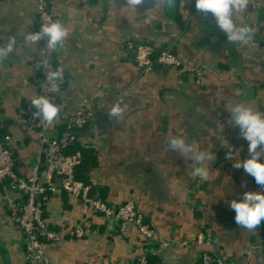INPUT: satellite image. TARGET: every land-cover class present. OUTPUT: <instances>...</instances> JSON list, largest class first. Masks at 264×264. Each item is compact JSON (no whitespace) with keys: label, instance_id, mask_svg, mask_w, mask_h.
<instances>
[{"label":"crops","instance_id":"crops-1","mask_svg":"<svg viewBox=\"0 0 264 264\" xmlns=\"http://www.w3.org/2000/svg\"><path fill=\"white\" fill-rule=\"evenodd\" d=\"M261 2L250 0L245 12L235 14L238 24L253 29L252 39L240 44L228 42L211 13H198L195 0H175L172 6L147 0L137 9L126 0L51 1L54 21L69 32L53 61L55 70H64L57 97L67 102L70 114L86 103L95 111L77 132L76 146L91 152L79 172L84 181L98 186L107 202L131 200L153 228L155 241L145 242L134 226L122 234L116 223L63 192L50 194L43 215L48 227L62 234L44 245L50 264H139L143 253L161 264H204L202 248L213 249L229 264H264V220L248 231L236 224L229 207L245 192L264 189L242 168L233 167L236 160L248 158V142L239 128L229 125L227 111L244 102L264 113ZM148 16L151 24L145 22ZM35 19V0H0V47L16 37L0 64V131L10 136L23 176L31 171L36 139L19 118L25 105L39 96L35 83L43 58L41 41H24L28 32H37ZM144 41L170 47L182 65H155L140 72L134 46ZM188 67L198 69L200 76ZM97 87L103 95L94 96ZM117 103L126 106L123 117L110 119L108 109ZM63 129L58 115L48 135L57 136ZM174 136L215 154L206 180L191 174L194 161L168 148ZM226 143L233 150L231 160L226 159ZM8 220L0 189V240L11 264H24L23 236ZM78 224L85 228L81 237L71 233ZM200 231L210 237L201 248L194 241Z\"/></svg>","mask_w":264,"mask_h":264},{"label":"built area","instance_id":"built-area-1","mask_svg":"<svg viewBox=\"0 0 264 264\" xmlns=\"http://www.w3.org/2000/svg\"><path fill=\"white\" fill-rule=\"evenodd\" d=\"M52 0H35L36 31L49 20L54 21L50 11ZM264 16V2H261ZM43 46L42 61L47 59L48 65H40V76L35 83L39 96L47 97L60 108L59 116L64 129L57 136L48 135L50 125H45L40 118L34 117L36 111L32 104H26L20 124L36 139L34 161L27 176L21 175L16 167L13 151L10 147V136L0 131V185L7 200L9 224L16 226L23 236L24 264H50L45 256L44 245L48 241H57L61 232L48 227L44 218V205L50 194L65 193L78 199L83 206L94 213L100 214L106 222L116 223L119 231L124 234L129 226H134L148 244L154 243L155 232L145 216L134 206L131 200L121 203L107 202L92 190V185L78 179L75 174L81 161V153L66 152L68 146L76 141L77 132L94 116L95 111L86 103L85 108L75 114L67 112V102L58 98V91L50 90L51 82L46 80L47 72L55 71L53 66L56 50L47 49L46 40ZM134 62L140 72H149L155 65L180 66V59L170 47L158 48L148 42H140L134 46ZM188 70L200 76L194 67ZM104 91L97 87L94 96H101ZM11 193V194H10ZM71 233L77 237L85 234L82 224L75 226ZM209 234L200 231L195 243L201 248L209 244ZM160 240H163L160 238ZM164 243V241H162ZM199 257L204 264H229L221 255L211 248H202ZM139 264H161L149 262L146 253L138 258Z\"/></svg>","mask_w":264,"mask_h":264},{"label":"clouds","instance_id":"clouds-1","mask_svg":"<svg viewBox=\"0 0 264 264\" xmlns=\"http://www.w3.org/2000/svg\"><path fill=\"white\" fill-rule=\"evenodd\" d=\"M147 0H126L127 6L138 8L144 5ZM152 3H159L172 6L175 0H152ZM250 0H195L197 12L203 15L211 13L218 28L227 36L229 43L247 44L252 39L253 29L248 25H240L236 22V13L245 12ZM153 18L145 17V22L151 24ZM68 29L60 21H51L41 25L38 32H28L24 36L25 42L36 45L41 40H46V47L55 51L57 47H63L68 38ZM16 43V37L10 36L6 47H0V64L8 57ZM47 67L48 60L42 61ZM64 75L63 68L49 71L46 80L51 82L50 90L58 91L57 80H62ZM36 111L34 117L40 118L45 125H51L57 118L60 108L52 103L45 96H37L31 99ZM126 106L114 104L108 109L110 119H121ZM227 111L230 113L229 125L239 128L240 136L248 142V158L244 161L236 160L233 167L243 169L247 175L254 178L257 185L264 189V113L254 109L244 102L232 104ZM222 127V126H221ZM168 148L178 153L182 157L194 161L192 175L206 180L209 174V165L215 161L216 156L211 150H197L191 144L186 143L185 139L179 136L172 137L167 144ZM228 147L226 159H233L231 146ZM229 207L235 211L234 217L236 224L248 231L256 230L262 220H264V192L247 191L243 194L240 201L232 200Z\"/></svg>","mask_w":264,"mask_h":264},{"label":"trees","instance_id":"trees-1","mask_svg":"<svg viewBox=\"0 0 264 264\" xmlns=\"http://www.w3.org/2000/svg\"><path fill=\"white\" fill-rule=\"evenodd\" d=\"M76 150H78V151L81 153V161H80V163H79V165H78V167H77V171H76L75 176H76L78 179L83 180V176L81 175V172H79V170L85 168L87 160H90V154H91V152H90L88 149H83V148L77 147L76 144H75V142H74L72 145H70V146L67 147L66 152H74V151H76ZM92 157H93V156H92ZM91 162L94 164V159H93ZM83 181H84V180H83ZM85 182H86V181H85ZM86 183H88V182H86ZM89 184H90V183H89ZM91 185H92V184H91ZM0 189H1V191H2V186H1V185H0ZM92 190H97V191L99 192V190H98V186H94V185H92ZM98 195H99V193H98ZM99 196H100V195H99ZM100 197H101V196H100ZM151 260H152L151 258H148V261H149V262H151ZM137 264H138V263H137Z\"/></svg>","mask_w":264,"mask_h":264},{"label":"water","instance_id":"water-1","mask_svg":"<svg viewBox=\"0 0 264 264\" xmlns=\"http://www.w3.org/2000/svg\"><path fill=\"white\" fill-rule=\"evenodd\" d=\"M0 253L3 258V264H11L9 250L2 240H0Z\"/></svg>","mask_w":264,"mask_h":264}]
</instances>
